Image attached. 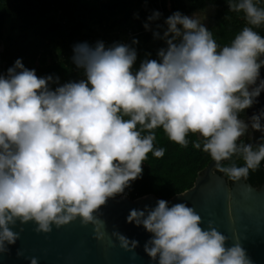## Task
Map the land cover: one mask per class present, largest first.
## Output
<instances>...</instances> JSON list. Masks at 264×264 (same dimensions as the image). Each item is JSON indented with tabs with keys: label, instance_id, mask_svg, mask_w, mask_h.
Here are the masks:
<instances>
[{
	"label": "clouds",
	"instance_id": "1",
	"mask_svg": "<svg viewBox=\"0 0 264 264\" xmlns=\"http://www.w3.org/2000/svg\"><path fill=\"white\" fill-rule=\"evenodd\" d=\"M228 3L250 26L227 45L217 43L202 16L175 11L165 19L162 36L164 25L153 32L166 47L137 70L134 38L131 45L75 44L72 61L83 70L79 80L61 84L59 76H38L21 58L7 74L0 72V253L8 250L5 242L19 239L9 228L17 220L34 221L37 232L48 233L52 223L59 227L80 217L82 224L96 225L102 239L104 221L94 213L141 176L150 152L164 156L163 148L154 147L157 128L183 147L190 133L199 134L202 150L217 167L241 154L244 166L220 168L233 180L260 165L264 143L254 150L237 141L248 129L238 114L264 90V79L257 84L264 36L252 27L264 24V8L254 0ZM161 15L153 11L144 28ZM261 117L264 110L250 118L251 127L264 133ZM193 147L201 149V143ZM127 220L153 233L145 251L153 259L159 255V264H252L239 243L226 247L215 228L202 229L201 217L184 203L169 207L160 199L146 216L132 209ZM114 235L128 247L127 237ZM137 243L131 241L133 247Z\"/></svg>",
	"mask_w": 264,
	"mask_h": 264
},
{
	"label": "trees",
	"instance_id": "2",
	"mask_svg": "<svg viewBox=\"0 0 264 264\" xmlns=\"http://www.w3.org/2000/svg\"><path fill=\"white\" fill-rule=\"evenodd\" d=\"M209 1L214 4V12L207 28L221 46L229 44L243 27L250 26L242 11H231L228 0H0V72L7 74V69L21 58L25 67L35 69L38 76H59L61 84L79 80L83 78V70L72 61L73 46L83 42L94 46L97 39L106 47L114 42L125 44L120 39L122 36L127 37L126 44L131 45L134 38L139 41L132 45L137 57L147 50L151 53L149 59H158V50L166 44L154 38L153 32L162 15L149 22V30L144 28L147 17L153 11L162 14L161 10L165 19L175 11L188 15L202 10ZM254 3L264 8V0ZM252 27L264 36V24ZM159 31L162 36L163 31ZM150 42L154 44L152 48ZM260 73L264 76V65ZM154 132V147L163 148L164 156L148 154L141 176L124 189L123 193L131 198L153 193L160 199H168L191 187L196 175L212 160L202 150L203 138L197 134L190 133L188 146L183 147L171 141L162 128ZM195 142L201 143V149L193 147ZM233 165L244 166L243 158L240 161L230 158L216 166L215 171L231 182L233 179L220 168ZM244 179L260 186L264 182V160L256 169H249Z\"/></svg>",
	"mask_w": 264,
	"mask_h": 264
},
{
	"label": "water",
	"instance_id": "3",
	"mask_svg": "<svg viewBox=\"0 0 264 264\" xmlns=\"http://www.w3.org/2000/svg\"><path fill=\"white\" fill-rule=\"evenodd\" d=\"M262 94L256 115L264 110V92ZM261 124L264 125V117ZM262 136L258 131L255 144ZM216 166L211 160L196 175L191 187L165 200L169 207L184 203L193 208L201 217L202 229L215 228L226 237V247L239 243L252 264H264V182L254 186L243 176L228 182L224 174L215 171ZM158 200L160 198L153 193L136 198L127 194L109 197L94 213L104 221L100 229L104 233L102 239L97 238V226L91 222L82 224L80 217L59 227L52 223L48 233L37 232L34 221L17 220L15 225L9 224V228L19 233V239L14 244L5 242L8 250L0 253V264H31L32 257L37 258V264H159V255L153 259L145 251L146 244L152 246L149 241L153 233L143 224L127 220L132 209L145 210L146 216L147 210L155 208ZM114 233L129 239L127 248L121 246ZM132 240L138 242L135 247L131 245ZM18 251L23 255L18 256Z\"/></svg>",
	"mask_w": 264,
	"mask_h": 264
},
{
	"label": "flooded vegetation",
	"instance_id": "4",
	"mask_svg": "<svg viewBox=\"0 0 264 264\" xmlns=\"http://www.w3.org/2000/svg\"><path fill=\"white\" fill-rule=\"evenodd\" d=\"M1 48H2V46H1ZM260 76H262L264 78V76L261 73H260ZM260 79L261 78L259 77L258 81H257V84L259 83ZM262 92H264V90H262L260 95L255 98L256 102L251 107L244 109L242 112H240L238 114L239 118L241 120H243L245 123L248 124V129H247L246 133L237 141V143H238V145L239 144H249L250 143V144L253 145L254 150H256L258 148V145L262 142V139L260 140L259 143L255 144L256 135H257L258 131L252 129V127H251V119L250 118L255 114V110L258 107V104L260 103V101L262 100V95H263ZM241 158H243L242 155L238 153V154H234L231 157V160L234 159L236 161H240Z\"/></svg>",
	"mask_w": 264,
	"mask_h": 264
},
{
	"label": "rangeland",
	"instance_id": "5",
	"mask_svg": "<svg viewBox=\"0 0 264 264\" xmlns=\"http://www.w3.org/2000/svg\"><path fill=\"white\" fill-rule=\"evenodd\" d=\"M214 12V4L212 1H209L206 6L202 9V10H197L194 11L190 14H188V16H193L194 14L200 15L203 17V19L201 20V23L204 24L206 27L208 25V21H209V17L210 15H212ZM166 29V26H164V28H161L162 31H164ZM125 44L127 43V37L126 36H122L120 38ZM154 46V44L152 42L149 43V47L152 48ZM0 49H1V45H0ZM150 54V55H149ZM151 57V53L148 52L147 50L144 51L143 53L139 54V56L137 57V61L134 64V70H137L139 68V64L142 60H144L145 58H150Z\"/></svg>",
	"mask_w": 264,
	"mask_h": 264
},
{
	"label": "built area",
	"instance_id": "6",
	"mask_svg": "<svg viewBox=\"0 0 264 264\" xmlns=\"http://www.w3.org/2000/svg\"><path fill=\"white\" fill-rule=\"evenodd\" d=\"M161 12H162V20H161L160 24H161V25H164L163 23H164L165 15H164L163 10H161ZM97 41H102V40L97 39L96 42H97ZM119 194H124V193H119Z\"/></svg>",
	"mask_w": 264,
	"mask_h": 264
}]
</instances>
